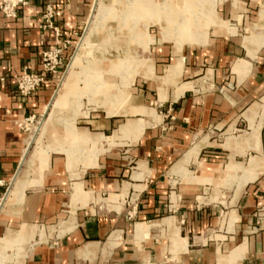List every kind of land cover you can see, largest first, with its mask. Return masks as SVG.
<instances>
[{"label": "crops", "instance_id": "obj_1", "mask_svg": "<svg viewBox=\"0 0 264 264\" xmlns=\"http://www.w3.org/2000/svg\"><path fill=\"white\" fill-rule=\"evenodd\" d=\"M177 1L120 7L126 16L151 17L141 29L119 24L144 55L132 61L128 93L129 62L110 59L103 68L121 80L104 87L114 99L78 115L71 139L101 149L92 162L71 165L74 149L66 151L69 163L63 152L32 151L36 143L28 152L23 121L49 106L44 134L82 94L105 100L94 88L100 76H84L89 86L80 90L79 74L68 72L70 99L55 115V78L47 74L28 96L16 82L24 69L42 72V53L63 43L62 66L69 64L85 31L82 43L99 41V22L112 13L104 0H29L15 17L0 11V244L7 233L29 230L15 239H23L18 248L0 247V264H264V0H205L206 24L181 39L170 20L194 13L197 3ZM164 12L169 21L159 23ZM57 130L66 140L64 125ZM44 139L53 146V136Z\"/></svg>", "mask_w": 264, "mask_h": 264}, {"label": "rangeland", "instance_id": "obj_2", "mask_svg": "<svg viewBox=\"0 0 264 264\" xmlns=\"http://www.w3.org/2000/svg\"><path fill=\"white\" fill-rule=\"evenodd\" d=\"M124 1L122 0V4L120 5V4L115 3V1H112V0H104L105 8H107L106 10L110 11V13H112V14L105 15L103 17V19L100 20V22H99V24H100L99 26L102 28L101 30H98V28H97V34L100 37L99 41L97 40V38H92V40H89L90 41L89 44L82 43L84 36L86 34V31H85V34L81 38V40L79 41V43L77 45V49H76L75 53L73 54L69 64H68V62H66V63H64V65L61 68H59V74L55 78V83H54L55 85L53 88L54 94H55L56 90H57V92H56L54 97L52 96L53 99L55 97L57 98V96H60L59 94H66L67 93L65 89L68 87V81H66L64 83H63V81H64L65 75L71 71L77 72L80 76V79L77 82V86H78V88H80V90L84 89L86 86L87 87L89 86V82H88L89 80L88 81H87V79L83 80V77L84 76L89 77L90 75L92 76L93 73H96V75L100 76V78L97 77L94 79V80H98L95 83L96 85L94 86V88L96 90L95 92H97L99 95L101 94V95L105 96L106 99H109V96H111L112 94L106 95V93L109 91L106 90L104 87L107 86V88L110 87L111 89L115 88L117 85H119V84H115V82L120 83L121 80L116 79V78L115 79L112 78L113 79V82H112V79L109 80L110 78L107 77L108 75L103 71V68L108 67V65H110V59H117V58L118 59L122 58V59H125L129 62V65L127 66V68L124 69V71L127 72L126 74L128 76V78H126L125 80L128 82L127 93L129 92L131 83L133 81V78H131V74H132L131 72L135 71L134 67H136V64H137V62H133L134 63V67H133L132 61H134L137 57H143L144 52H143V46L141 44H139V45L134 44L136 39L131 38L129 41L127 40V34L130 36V35H132V32L129 30L127 33V31L125 30V27H123L120 30L119 24H120V22H122L121 19H124L123 23L127 24L131 28L135 27V26H139L141 29V25L144 24V22H148V21L150 22V19H148V18H151V17L145 16V18H143V20H142V19H140L141 16L136 15V14H130L129 13L126 16L125 11H123V9H121V8H123L127 5V7H128L127 10L130 11L132 7H136V5L141 3L143 0H124ZM155 1L157 3L159 2L160 4L162 3L161 5H165V4L169 3L168 0H155ZM194 1L197 3L194 7L192 5L194 13L188 12V13L182 14L178 11L174 15V17H172L173 19L170 20L171 24L174 25L175 30H177V32H178L177 38H179V39L183 38V34L185 33V29L187 30L189 27H190V29H192L191 28L192 26L194 28L195 27L201 28L202 25L206 24L205 17H207V18L210 17V16H204L203 14L199 13V10L201 9V7L205 6V0H194ZM170 2H172V1H170ZM177 2H178V4H182V2H180V1H177ZM147 3H151V2H147ZM192 3H193V1H192ZM201 3H202V6H201ZM183 6H185V5H183ZM121 10H122V12L120 13ZM163 14L165 15V16H163L165 19H163L162 15H160L159 16L160 20L158 21L159 23H163V22L165 23V21L166 22L169 21V18L167 19V17H169V14H167V12H164ZM100 15L101 14H99V16ZM125 18H126V21H125ZM207 20H209V19H207ZM207 22H210V21H207ZM179 23H181V24H179ZM185 23H187L186 27L184 26ZM133 33H135V32H133ZM121 35L123 36L122 42L120 40ZM126 43H127V46H126ZM119 69H121V67ZM106 80H108V81H106ZM101 91H102V93H101ZM105 91H106V93H105ZM111 97H112L111 99L113 100L114 96L112 95ZM92 98L93 97L87 93L82 94L79 98V103L76 102V103H78L77 105L70 106L69 108H66V110L64 111L65 113L60 114L59 119L57 118L56 122L52 126H50L48 128V131L44 134L39 133L40 132L39 129H40V126H41L43 120L45 119L46 115H43L44 114L43 113L42 116L34 117L33 120L31 122H29V124H27V127L29 128L27 132L30 133L29 138L33 136L34 137L33 139L35 140V137L38 136V140H37V142L36 141L32 142L31 146L29 147V151H30L32 145L34 143H36L35 146L33 147L32 151L35 149H41L42 153L44 155H48V156H49L50 151L63 152L66 155L67 160H68V156H67L66 151L70 150V149H74L76 151L77 156L76 155L74 156L71 163H69V160H68V163L70 165L73 163V161L75 159H78V158H81V160H85V162L87 160L89 162H92L93 157L97 156L101 147L94 146L93 144L92 145L89 144L88 147H84L85 143H79L78 144V142L76 143V142H73L71 140L72 134L74 132L73 130L75 129L74 121L78 115L85 114L86 112H88L87 107L88 108H102L103 105H108L107 104L108 102H106L107 101L106 99L105 100H96V102H94V101H91ZM68 99H70V96L67 93V99L66 100L68 101ZM52 101H51V104H52ZM51 104H50V108H51V110H53L54 106H53V104L52 105ZM112 107H113L114 111H116L119 106L116 104H112ZM48 110H49V108L47 109V111ZM97 110H99V109H97ZM134 111H136V110H133V112ZM140 111L151 115L150 111H145L144 109L140 110ZM115 114H117V112H115ZM61 124L64 125V129L66 130V140L64 139L63 142L58 141L59 133L57 130V125H61ZM67 124H69L70 126ZM59 127H60L59 129H62V126H59ZM239 129H245V127L239 126ZM240 132H241V130H234V134H237ZM213 134H214L215 138H217L219 140L222 139L224 136L223 134H221V131H216ZM44 136H48V137L53 136L55 144L53 143V146L43 145V142L47 143L46 139L43 140ZM222 190H223L222 193H224L225 196H227V195L229 196L232 194V191H227L224 189H222ZM260 212H264V210H262ZM51 229H52V227L49 228V230H51ZM22 242H23V239L13 240L11 244H10V242L9 243L5 242V243L0 244V247L9 249V248H12V245H14V243H19L18 245H15L16 248H18ZM21 248L23 250L25 247L23 246Z\"/></svg>", "mask_w": 264, "mask_h": 264}, {"label": "built area", "instance_id": "obj_3", "mask_svg": "<svg viewBox=\"0 0 264 264\" xmlns=\"http://www.w3.org/2000/svg\"><path fill=\"white\" fill-rule=\"evenodd\" d=\"M29 0H0V11L6 17H15L17 8L19 6H24L28 4ZM53 15V9L50 5L46 7L44 18L47 20L50 25V19ZM65 44L63 43L62 46ZM62 46H59L53 50L44 51L42 53V72H31L26 69L22 70L20 73L17 82L16 88L17 91L24 96L32 95L46 82L47 74L51 75L53 78H56L59 74V68H61L63 60L61 56ZM34 118V115L27 116L24 118L23 127L27 131L29 128L27 124L31 122ZM0 184H3L0 179Z\"/></svg>", "mask_w": 264, "mask_h": 264}, {"label": "bare ground", "instance_id": "obj_4", "mask_svg": "<svg viewBox=\"0 0 264 264\" xmlns=\"http://www.w3.org/2000/svg\"><path fill=\"white\" fill-rule=\"evenodd\" d=\"M180 12V11H179ZM167 19H168V17H167ZM190 20V19H189ZM175 23V22H174ZM179 24H181V23H179ZM190 24V23H189ZM193 24V23H192ZM186 25H187V23H185L184 24V26L186 27ZM179 26V25H178ZM181 27V26H180ZM184 28V27H183ZM182 29V28H181ZM180 29V30H181ZM186 30V29H185ZM184 32V31H183ZM68 75V77H67V81H68V79L70 78V74H67ZM65 79V78H64ZM63 80V79H62ZM63 83H64V81H63ZM62 83V84H63ZM61 84V83H60ZM99 84V83H98ZM103 85V84H102ZM101 85V86H102ZM61 86V85H60ZM60 96H57V98L55 97L54 99H52L51 101H52V104H53V110L51 111V113L52 114H54L55 115V113H56V110H58L59 108H61V106H63L65 103H66V99H67V93L66 94H59ZM112 96V95H111ZM111 96H109V99H111L112 97ZM69 98V97H68ZM106 99V98H105ZM112 100V99H111ZM262 102L264 103V96L262 97ZM50 104H51V102H50ZM49 104V105H50ZM51 104V105H52ZM49 107V106H48ZM48 107H47V109H48ZM47 109H46V111H47ZM46 111L44 112V114L46 113ZM43 114V115H44ZM259 124L258 125H255V126H252V133H251V135H250V138L251 139H253V138H255V137H257V135H258V132H259ZM128 128H127V126L125 125V126H122L121 127V129H120V131H126ZM80 137H82L83 139H85L86 140V138H88L89 136H88V133H86V132H82L81 134H80ZM34 137L32 136V137H30V139H28L27 140V144H28V148H27V151H28V149H29V147H30V145H31V143L33 142V139ZM199 147H200V143L198 142V143H196L192 148H191V150H190V152H189V154L190 155H194L195 156V154L197 153V151H198V149H199ZM33 154V157L34 156H36L35 154H36V152L35 153H32ZM32 157V158H33ZM195 158V157H194ZM229 165H231V164H229ZM233 165V164H232ZM236 169V168H235ZM249 171V170H248ZM72 219V216H70V220ZM27 232H29V230L28 229H26V228H24V229H22L19 233H7L6 234V236L3 238V240H4V242H6V243H9V242H11L12 240H15V239H17L19 236H22V235H25Z\"/></svg>", "mask_w": 264, "mask_h": 264}, {"label": "water", "instance_id": "obj_5", "mask_svg": "<svg viewBox=\"0 0 264 264\" xmlns=\"http://www.w3.org/2000/svg\"><path fill=\"white\" fill-rule=\"evenodd\" d=\"M44 115H45V114H44ZM43 117H44V116H43ZM24 157H25V154H24V156H23V159H24ZM23 159H22V162H23ZM6 193H7V192H6ZM6 193H5V194H6Z\"/></svg>", "mask_w": 264, "mask_h": 264}]
</instances>
